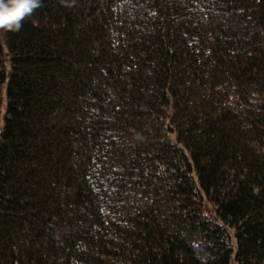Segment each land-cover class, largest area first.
<instances>
[{"label":"trees","instance_id":"obj_1","mask_svg":"<svg viewBox=\"0 0 264 264\" xmlns=\"http://www.w3.org/2000/svg\"><path fill=\"white\" fill-rule=\"evenodd\" d=\"M0 28V264H264V0H40Z\"/></svg>","mask_w":264,"mask_h":264},{"label":"clouds","instance_id":"obj_2","mask_svg":"<svg viewBox=\"0 0 264 264\" xmlns=\"http://www.w3.org/2000/svg\"><path fill=\"white\" fill-rule=\"evenodd\" d=\"M39 3L40 0H0V28L18 30L22 18Z\"/></svg>","mask_w":264,"mask_h":264}]
</instances>
